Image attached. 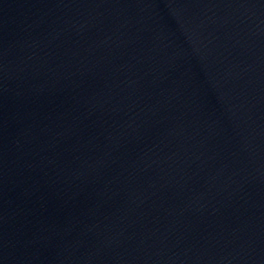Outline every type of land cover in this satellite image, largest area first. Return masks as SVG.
<instances>
[{
  "label": "water",
  "instance_id": "1",
  "mask_svg": "<svg viewBox=\"0 0 264 264\" xmlns=\"http://www.w3.org/2000/svg\"><path fill=\"white\" fill-rule=\"evenodd\" d=\"M0 264H264V0H0Z\"/></svg>",
  "mask_w": 264,
  "mask_h": 264
}]
</instances>
